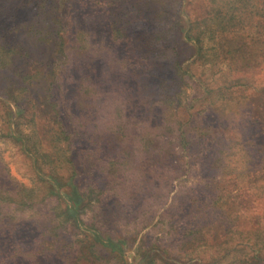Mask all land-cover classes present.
<instances>
[{"label":"rangeland","instance_id":"1","mask_svg":"<svg viewBox=\"0 0 264 264\" xmlns=\"http://www.w3.org/2000/svg\"><path fill=\"white\" fill-rule=\"evenodd\" d=\"M232 1L214 32L208 0H0V264H264V0Z\"/></svg>","mask_w":264,"mask_h":264},{"label":"trees","instance_id":"2","mask_svg":"<svg viewBox=\"0 0 264 264\" xmlns=\"http://www.w3.org/2000/svg\"><path fill=\"white\" fill-rule=\"evenodd\" d=\"M229 1H230L229 2V5L227 6L226 10H224L223 7L221 6V3H226L227 4L228 3V0H208V2L210 3V7H211V5L213 6L212 9L217 8L216 13H214V14L211 13V15H210L211 18H212L213 15H216V18L218 17V20H219L218 21L219 27H215V29L213 30L214 32H219L220 29H221V27L224 28L225 25L227 26V28L230 26L227 22L226 23H223V25L221 26V23H222L221 22V17L223 15H229V14H227L228 11H230L234 7V5L232 4L233 1L232 0H229ZM253 1L254 0H248V2L246 3V9L250 13H252L253 10H254V7H253L254 6V2ZM160 4H163V3L159 1V6H160L159 8L161 9L162 7H161ZM160 14H161V12L159 13V15ZM253 17H255V16H253ZM193 23L194 22H191L190 25L188 26V28H187L188 31H192L193 26L194 25L196 26V24L193 25ZM196 40L197 41H201V38H197ZM16 104L18 105V103H16ZM18 107H19V110L22 108L20 105H18ZM70 198H71V200L73 201L74 204H76L80 200V195L77 193V190L76 189H74L72 191V193L70 195Z\"/></svg>","mask_w":264,"mask_h":264}]
</instances>
